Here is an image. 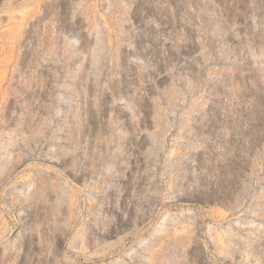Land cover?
Here are the masks:
<instances>
[{"label": "rangeland", "instance_id": "1", "mask_svg": "<svg viewBox=\"0 0 264 264\" xmlns=\"http://www.w3.org/2000/svg\"><path fill=\"white\" fill-rule=\"evenodd\" d=\"M0 264H264V0H0Z\"/></svg>", "mask_w": 264, "mask_h": 264}]
</instances>
